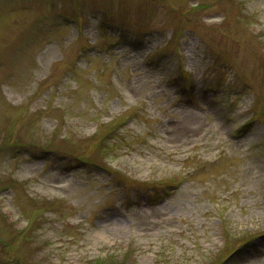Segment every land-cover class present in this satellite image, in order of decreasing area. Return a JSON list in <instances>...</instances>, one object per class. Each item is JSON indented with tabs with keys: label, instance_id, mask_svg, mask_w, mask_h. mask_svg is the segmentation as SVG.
I'll use <instances>...</instances> for the list:
<instances>
[{
	"label": "rangeland",
	"instance_id": "1",
	"mask_svg": "<svg viewBox=\"0 0 264 264\" xmlns=\"http://www.w3.org/2000/svg\"><path fill=\"white\" fill-rule=\"evenodd\" d=\"M0 264H264V0H0Z\"/></svg>",
	"mask_w": 264,
	"mask_h": 264
},
{
	"label": "bare ground",
	"instance_id": "2",
	"mask_svg": "<svg viewBox=\"0 0 264 264\" xmlns=\"http://www.w3.org/2000/svg\"><path fill=\"white\" fill-rule=\"evenodd\" d=\"M200 121V116L197 113H192Z\"/></svg>",
	"mask_w": 264,
	"mask_h": 264
}]
</instances>
